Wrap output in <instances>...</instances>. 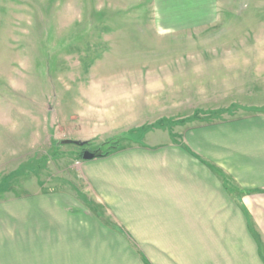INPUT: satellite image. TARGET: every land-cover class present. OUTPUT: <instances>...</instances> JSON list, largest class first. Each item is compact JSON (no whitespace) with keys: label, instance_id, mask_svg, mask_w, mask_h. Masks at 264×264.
I'll return each mask as SVG.
<instances>
[{"label":"rangeland","instance_id":"obj_1","mask_svg":"<svg viewBox=\"0 0 264 264\" xmlns=\"http://www.w3.org/2000/svg\"><path fill=\"white\" fill-rule=\"evenodd\" d=\"M184 1L0 0V264H151L148 248H91L84 229L61 248L22 229L38 208L48 230V214L68 224L56 208L96 210L77 161L101 140L73 137L127 124L176 139L264 114V0H221L231 8L203 27L175 22ZM93 97L113 103L110 122L86 123Z\"/></svg>","mask_w":264,"mask_h":264},{"label":"crops","instance_id":"obj_2","mask_svg":"<svg viewBox=\"0 0 264 264\" xmlns=\"http://www.w3.org/2000/svg\"><path fill=\"white\" fill-rule=\"evenodd\" d=\"M182 5L181 20L175 22L198 27L231 8L221 0H188ZM111 104L106 97L88 99L85 105L93 107L85 108L86 123L110 122ZM253 120L244 121L243 127L234 120L214 128L189 126L176 139L169 130L155 128L143 140L123 139L108 154L110 140L127 133V124L115 132L79 134L73 138L101 140L91 150L94 158L77 161L91 206L99 210L56 208L68 218V224L59 227L49 209L55 227L48 230L46 214L38 208L36 227L29 230L28 214L24 223L30 225L23 223L27 229H22L52 233L48 237L60 248L63 233L71 240L84 229L94 233L91 248H148L151 264H264V114ZM214 133L221 134L220 140L211 136ZM83 216L94 228L79 225ZM109 239L117 244H109Z\"/></svg>","mask_w":264,"mask_h":264},{"label":"trees","instance_id":"obj_3","mask_svg":"<svg viewBox=\"0 0 264 264\" xmlns=\"http://www.w3.org/2000/svg\"><path fill=\"white\" fill-rule=\"evenodd\" d=\"M148 129H150V127H147V128H145V131L146 130H148ZM134 131H128L127 133H125V134H123V135H121V136H118V137H116V138H113V139H111L110 141L113 143V145L111 146V148H109L106 152H105V154H108V153H110L111 151H113L114 149H117L118 147H119V145H120V142L123 140V139H134ZM137 140H141L140 138L139 139H137ZM109 141V142H110ZM110 142V143H111Z\"/></svg>","mask_w":264,"mask_h":264},{"label":"water","instance_id":"obj_4","mask_svg":"<svg viewBox=\"0 0 264 264\" xmlns=\"http://www.w3.org/2000/svg\"><path fill=\"white\" fill-rule=\"evenodd\" d=\"M81 144H85V142H81ZM95 156H96V153H94V152H91V151H88V150L84 152V158L85 159H92Z\"/></svg>","mask_w":264,"mask_h":264}]
</instances>
